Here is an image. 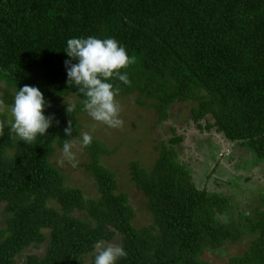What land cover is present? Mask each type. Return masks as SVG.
<instances>
[{
    "label": "trees",
    "instance_id": "obj_1",
    "mask_svg": "<svg viewBox=\"0 0 264 264\" xmlns=\"http://www.w3.org/2000/svg\"><path fill=\"white\" fill-rule=\"evenodd\" d=\"M89 36L115 38L135 57L131 86L112 81L119 96L137 93L159 120L176 103H191L195 125L249 150L253 166L264 163V0H0L2 99L11 105L19 87H39L52 104L46 114L59 121L32 145L7 128L0 137V264L38 248L24 264H93L98 244L116 237L128 253L118 264H264V188L248 213L233 194L199 187L181 158L182 135L157 145L149 167L130 163L146 221L116 169L102 162L118 147L98 137L85 148L96 194L69 183L52 159L80 135L85 110L67 84L64 50L68 39ZM68 96L77 98L74 108ZM69 122L72 137L64 133ZM236 247L224 260L210 256Z\"/></svg>",
    "mask_w": 264,
    "mask_h": 264
},
{
    "label": "rangeland",
    "instance_id": "obj_2",
    "mask_svg": "<svg viewBox=\"0 0 264 264\" xmlns=\"http://www.w3.org/2000/svg\"><path fill=\"white\" fill-rule=\"evenodd\" d=\"M0 86L6 88L7 85L0 80ZM5 92L0 91V109L10 108V105L2 99L6 96ZM11 92H13L12 88L9 93ZM117 99L122 108L123 128H108L102 123L93 121L87 112L83 111L77 116L83 125L80 135L71 141H75L74 162L79 166L73 167L72 163L64 157L61 148L57 150L52 159L56 165L65 169L70 184H82L87 195L94 196L96 194V184L86 170V164L90 157L79 142L81 134L88 132L93 138H100L110 149H113L112 151L118 147L114 153L102 156V162L106 167L116 169L120 189L129 192L130 201L137 206L139 211H142L139 219L146 221L148 213L145 199L143 193L136 189L131 179L130 163L139 159L149 167L158 157L157 145L161 146L163 140L167 141L174 134H179L183 136L182 146H180L181 158L194 172L199 187L233 194L236 203L240 204L242 210L249 213V204L254 201V197L261 194L262 188H264V163L253 166L256 161L253 153H247L249 150L244 152L225 138L221 137L222 140L217 137L218 134L214 128L207 129L202 124L195 125L190 119L191 103H176L170 110V118L159 120L158 113L154 108L140 106L137 103V99L139 100L137 93L118 96ZM76 100L77 98L74 96L64 99L73 108L77 105ZM9 119H11L10 112ZM248 177L252 180H247ZM232 184H236L240 188ZM0 217L4 218L1 210ZM119 241L120 239L116 237L109 244L119 245ZM43 250L44 248L30 249L28 252L42 253ZM239 250L238 247L229 248L224 256L216 254L210 256L213 261L217 262L216 259L224 260L229 254L237 253ZM26 254L20 257L18 264H24Z\"/></svg>",
    "mask_w": 264,
    "mask_h": 264
},
{
    "label": "clouds",
    "instance_id": "obj_3",
    "mask_svg": "<svg viewBox=\"0 0 264 264\" xmlns=\"http://www.w3.org/2000/svg\"><path fill=\"white\" fill-rule=\"evenodd\" d=\"M64 52L69 57L64 62L67 84L70 88L78 89V94L84 98L83 109L93 121L112 129L123 128L122 108L117 99L120 87L112 81L118 80L131 86L127 69L135 63V57L130 56L127 49L115 38L101 39L95 36L68 39ZM51 107V101L45 98L39 87H19L10 108L0 109V137L4 135L5 128L26 145H32L48 136L54 123L59 124L54 114H46ZM67 111L69 112V107ZM64 133L65 136L72 137L71 122L64 129ZM69 139H65L62 151L64 157L76 167L73 152L75 141L69 142ZM92 141L93 137L88 132L81 134V147H88ZM127 255L122 246L98 244L93 264H118Z\"/></svg>",
    "mask_w": 264,
    "mask_h": 264
},
{
    "label": "flooded vegetation",
    "instance_id": "obj_4",
    "mask_svg": "<svg viewBox=\"0 0 264 264\" xmlns=\"http://www.w3.org/2000/svg\"><path fill=\"white\" fill-rule=\"evenodd\" d=\"M217 137H220L221 138V136H219V135H216ZM222 139V138H221ZM223 140V139H222Z\"/></svg>",
    "mask_w": 264,
    "mask_h": 264
}]
</instances>
